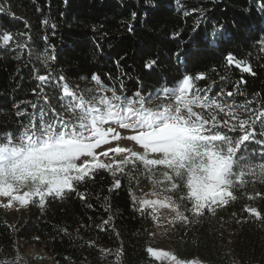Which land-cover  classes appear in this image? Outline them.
<instances>
[{"label": "trees", "instance_id": "trees-1", "mask_svg": "<svg viewBox=\"0 0 264 264\" xmlns=\"http://www.w3.org/2000/svg\"><path fill=\"white\" fill-rule=\"evenodd\" d=\"M0 7L5 9L0 12V32L30 36L19 41L28 43L27 49L16 50V40L10 46L0 43V131L17 127L16 105L37 101L32 93L38 83L33 69L45 72L37 61L45 50L55 55L47 70L54 78L65 76L73 85L92 86L91 75L97 73L105 83L122 77L130 92L140 84L151 92L184 74L206 72L208 80L201 87L227 76V83L220 85L227 88L243 76L247 82L241 87L244 95L234 99L240 103L264 99V51L257 44L264 35V12L256 0H179V4L177 0H0ZM45 19L48 23L42 24ZM174 32L181 35L174 38ZM177 51H181L179 60L174 55ZM229 52L250 63L256 75L228 66L224 56ZM121 57L118 69L115 61ZM147 57L158 60L151 74L143 68ZM107 74L117 80L109 81ZM47 90L52 93L51 87ZM121 179L122 186L109 192L113 178L101 172L87 189L81 188L90 193L92 208L71 194L63 200L49 199L43 209L38 204L28 206L20 214L0 209V264L12 262L20 245L36 246L53 264H160L146 251L155 222L135 212L131 201V194L151 181L142 179L137 188L128 177ZM243 203L264 211V201L245 199L220 211L217 218L206 216L198 224L169 229L176 256L197 258L204 264H264V223L235 222L248 215L240 212ZM232 212L238 215L233 218ZM108 215L113 216L115 231L96 228ZM62 228L69 234L60 232ZM87 241H95L110 253L102 256ZM118 249H122L119 257Z\"/></svg>", "mask_w": 264, "mask_h": 264}, {"label": "snow or ice", "instance_id": "snow-or-ice-1", "mask_svg": "<svg viewBox=\"0 0 264 264\" xmlns=\"http://www.w3.org/2000/svg\"><path fill=\"white\" fill-rule=\"evenodd\" d=\"M256 3L264 12V0ZM4 11L0 7V12ZM131 15L133 20L137 18L136 12ZM127 30L133 31L131 23ZM180 35L172 33L174 38ZM25 36L30 39L27 32H0V43L10 46L16 40V50L27 49L28 43L19 42ZM257 44L264 51V35ZM174 55L179 60L181 51ZM54 59L47 50L37 56L45 68L43 74L33 69L38 83L32 93L37 101L16 105L17 127L0 131V207L20 210L38 204L43 209L49 199L63 200L75 194L92 208L90 193L80 189H87L101 172L113 178L109 192L118 190L121 178L128 177L137 188L147 179L154 188L169 193L163 199L157 191L139 197L131 194L133 210L147 214L165 231L177 224H198L206 216L217 218L220 211L245 199L264 201V99H245L243 103L234 99L244 95L241 87L247 82L243 76L227 88L220 86L227 83V76L201 87L208 74L188 73L151 92H145L143 84L130 92L122 77L116 83H105L100 74L93 73L92 86L81 89L63 75L53 77L47 69ZM123 59L115 61L118 69ZM224 60L228 66L256 75L250 63L231 52ZM157 64L156 58L147 57L143 68L151 74ZM107 78L117 80L111 74ZM124 141L128 144L123 145ZM149 195L155 198H146ZM110 209L111 205L105 211ZM163 209L171 215L162 218ZM240 212L248 215L237 223H264V211L259 207L243 203ZM231 215L235 218L238 213ZM112 221L113 216L108 215L95 227L115 231ZM60 232L69 234L67 228ZM86 243L99 248L95 241ZM99 251L102 256L110 253L106 248ZM146 251L167 264H203L195 258L179 259L163 249L148 247ZM121 253L122 249L116 250L117 257ZM17 261L18 257L12 264Z\"/></svg>", "mask_w": 264, "mask_h": 264}, {"label": "rangeland", "instance_id": "rangeland-1", "mask_svg": "<svg viewBox=\"0 0 264 264\" xmlns=\"http://www.w3.org/2000/svg\"><path fill=\"white\" fill-rule=\"evenodd\" d=\"M80 87H81V89H84L86 87H91V86L85 83ZM121 143L123 145L128 144L127 141H124ZM155 178L158 179L159 176H157ZM165 187H166V185H165ZM152 191H157V192H161V193H164L166 195H169V193L162 192L159 189L154 188L152 183L150 185L142 188L140 191H137L133 194H135L136 196L139 197V196H143L144 193L150 194V192H152ZM146 198L152 199L154 197L149 195ZM26 208L27 207L21 208L20 210H15L14 208H2V207H0L1 210H5L8 213H15V214H20ZM169 215H171L169 210H167V209L161 210L162 218L168 217ZM156 231H157V235L155 237L149 238V243H148L149 246L148 247H153L155 249H163V250L170 252L171 254L176 255L174 252V249L171 245V242H170L168 230L165 231L164 228L158 227V229ZM17 257H18L17 264H53L52 261L49 259V256L44 251L40 250L39 248H37L34 245H20L18 248V253H17L16 258ZM37 257H40V258H37ZM195 259H197V258H195ZM9 264H12V262H10ZM160 264H167V262L166 261H160Z\"/></svg>", "mask_w": 264, "mask_h": 264}, {"label": "built area", "instance_id": "built-area-1", "mask_svg": "<svg viewBox=\"0 0 264 264\" xmlns=\"http://www.w3.org/2000/svg\"><path fill=\"white\" fill-rule=\"evenodd\" d=\"M151 193V192H150ZM158 195H159V198H161V199H163V197L166 195V194H164V193H161V192H158ZM155 198V197H154ZM158 229V227L156 226V224H154V226H153V229H152V231L151 232H155V233H157V230ZM152 237V236H151Z\"/></svg>", "mask_w": 264, "mask_h": 264}]
</instances>
